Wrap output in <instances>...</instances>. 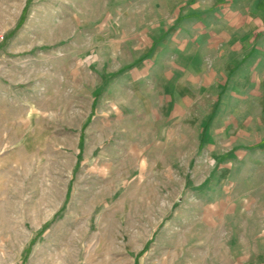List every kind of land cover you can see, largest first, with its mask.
Returning <instances> with one entry per match:
<instances>
[{
  "label": "rangeland",
  "instance_id": "374dc122",
  "mask_svg": "<svg viewBox=\"0 0 264 264\" xmlns=\"http://www.w3.org/2000/svg\"><path fill=\"white\" fill-rule=\"evenodd\" d=\"M0 264H264V0H0Z\"/></svg>",
  "mask_w": 264,
  "mask_h": 264
}]
</instances>
